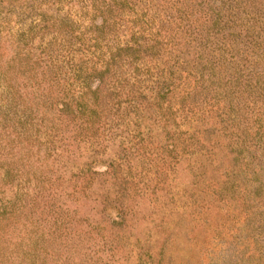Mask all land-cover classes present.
Masks as SVG:
<instances>
[{"label":"rangeland","instance_id":"374dc122","mask_svg":"<svg viewBox=\"0 0 264 264\" xmlns=\"http://www.w3.org/2000/svg\"><path fill=\"white\" fill-rule=\"evenodd\" d=\"M98 1L0 0V212L35 199L2 264H264V97L234 88L264 73V0H122L96 34ZM39 12L74 34L28 53Z\"/></svg>","mask_w":264,"mask_h":264},{"label":"trees","instance_id":"16d2710c","mask_svg":"<svg viewBox=\"0 0 264 264\" xmlns=\"http://www.w3.org/2000/svg\"><path fill=\"white\" fill-rule=\"evenodd\" d=\"M101 1H102V4L99 3L97 6L99 11H101V12L98 11L97 13H99L101 16L103 15L102 16L103 22H102L101 26L96 25L93 27V30H96L93 32L96 34L97 33L103 34L105 30H108L110 28L109 22H108L109 20L104 15V12L106 11L108 14H110V13L112 14V10H114L113 9L114 6L117 5L116 2H118L120 6L122 3V0H101ZM92 2L94 3V8H95L96 7L95 5L99 1L98 0H92ZM105 3L108 5L104 6ZM24 8L25 7L21 6L20 10L21 9L23 10ZM39 9H41V8H39ZM35 18H37V20H33V22L30 24V26H28L27 30H25V32H23L20 35L21 40L24 42L23 43L24 46H26L25 43H28L27 44L28 53H29V50H32V47H30L29 45H31V43L36 39V37H38V35L41 36L40 42H42V44H40V47L41 48L43 47L45 50H51L52 46L57 45L59 40L62 41V39L65 38V36H64L65 33H67L69 31L72 34H74V27H75L76 23L73 20H70L69 16H65L64 18H60L57 16H50V15H47L45 13L39 12L38 14L35 15ZM2 19H1V21H3ZM92 20L94 21L95 19L92 18ZM53 30H56V36H50L49 38H45L44 35H46L48 33H52ZM252 30H253V28H251V32H252ZM41 32L44 33V35ZM34 35H35L34 40L30 42V40L33 38ZM82 35L85 36L84 34H82ZM28 37H29V40H28ZM45 40H47V41L45 42ZM92 40L95 43H97L100 40V38L99 37H93ZM132 50L134 51V53L138 52L137 49L131 48V47L123 48L117 52L121 53L122 57L123 56L126 57V55L127 56L131 55V57H132V52L130 55L128 54L129 53L128 51H132ZM28 53H26V54H28ZM26 54L23 52H19L17 59L20 60V58H22V56H24ZM117 58H120L119 54L117 56L112 54V57H110V58H106V59L103 58V61L99 64L100 70L98 71L99 74L102 75V77L106 76L105 74L110 72V70H111L114 62L117 60ZM49 62L50 63L56 62L55 57L50 55L49 56ZM94 69L95 68L93 66L92 71H94ZM80 74L81 73L78 70L76 78L80 77ZM247 75L248 76H245V75L242 76L241 79L236 81L237 83H235L234 88L238 89V93L239 92H241L242 94H245V93L254 94L255 93L256 95H259V97H264V73H252V74H247ZM249 78H250V80H248ZM244 79L246 80L245 83L241 82V80H244ZM255 80H256V83H255ZM252 81L254 82V84L252 83ZM8 85L10 86L8 89V95L14 97L15 96L14 95V89H13L14 86L12 85L11 82H9ZM254 89H256V90L254 91ZM100 93H101L100 87L97 88L92 93L95 101H94L93 105H91V106L96 107L98 105L97 100L100 97ZM96 112L97 111H94L91 108L85 109L84 111L78 110V113L81 114V121L84 118V121H82V124H80V127H82L83 129H87V130L93 129L94 127L96 129V126H98V118L96 116ZM71 114H72L71 112H68L65 114V116L69 117V116H71ZM30 123L25 121L23 124V127L20 128L21 132L17 133V135H19L21 133V135L26 136L27 134H29L31 132L33 133V130L31 128H29V125H31ZM237 126H239V125H237ZM261 128H262V126L260 127V133H261ZM242 130H243L242 134H244V135H242V137L245 141L248 139H251V137H255L258 135L257 129H255V134L250 133L249 131L246 130V128H244ZM10 136H12V135H10ZM258 137H259V135H258ZM242 142H241V144H242ZM240 154H241V152L239 153V155ZM231 174L233 176V172ZM255 181L259 183V186L255 190V197L260 198L264 194V191H263L264 185L261 182H259L258 179H255ZM33 200L35 201V199H33V196L30 197L26 191L24 194L23 200L17 199L14 202V204L7 205L6 208L2 212H0V234H1V231H3L8 226L9 222H13V220H15V217L20 215V212L28 210L30 202ZM2 259H3V251L1 248V244H0V264H2Z\"/></svg>","mask_w":264,"mask_h":264}]
</instances>
